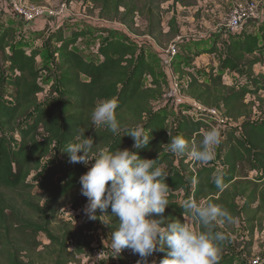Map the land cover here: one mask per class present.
<instances>
[{
    "label": "trees",
    "instance_id": "16d2710c",
    "mask_svg": "<svg viewBox=\"0 0 264 264\" xmlns=\"http://www.w3.org/2000/svg\"><path fill=\"white\" fill-rule=\"evenodd\" d=\"M86 1L98 10V18L108 23L100 24L103 38L88 58L78 46L86 36L96 38L83 31L93 28L89 23L54 19L39 30L43 35L39 33L28 41L17 32L24 23L18 17L19 25L15 19L6 22L8 13L0 5V264H81L91 250L94 234L99 231L111 237L118 227L115 217H104L108 223H102L100 219L89 220L84 212L78 225L59 219L61 212L83 211L87 203L80 192L79 177L88 168L69 163L63 151L75 142L79 128L88 129L85 137H93L99 148L129 149L142 159L158 160L170 188L164 219L186 224L189 215H182L183 203L193 198L197 203L211 202L227 210L232 219H224L215 231L222 232L221 227L232 232L238 221L251 237L255 231H263L264 75L256 74L255 67L264 65V1L263 19L258 24L248 25L238 34L220 33L222 41L215 36L194 43L180 40L177 54L170 60L181 94L221 111L228 121L207 165L164 147L179 135L189 148H198L203 130L208 129L201 119H191L189 106L174 110L162 103L170 82L166 74L160 75L156 60L148 55L152 49L160 56L155 45L140 40L143 34H134L142 36L137 37L112 24L133 28L139 19L154 40L159 24L156 10L165 2L173 6L185 0ZM167 32L173 35L172 41L180 36L175 15L168 22ZM43 37L45 48L40 49L35 43ZM188 54L194 58L213 56L218 66L208 68L206 78H199L184 61ZM46 89L47 99L42 104L39 96ZM113 98L118 101L116 116L120 124L115 134L91 122L96 104ZM136 125H142L152 137L147 147L132 148L127 131ZM48 159L52 160L44 167ZM32 174L38 175L36 181H29ZM216 176L223 179V191L213 182ZM96 215L111 216V212L97 210ZM149 218L161 219L156 214ZM192 221L197 232L204 230ZM41 234L48 241L46 245L37 239ZM101 252L106 260L98 264H108L112 255ZM122 252L117 264H137L141 260L129 249ZM164 255L155 252L146 264H159ZM218 255L219 264H236L238 259L226 239L219 242ZM259 264H264V257Z\"/></svg>",
    "mask_w": 264,
    "mask_h": 264
},
{
    "label": "clouds",
    "instance_id": "9594fccd",
    "mask_svg": "<svg viewBox=\"0 0 264 264\" xmlns=\"http://www.w3.org/2000/svg\"><path fill=\"white\" fill-rule=\"evenodd\" d=\"M117 107L118 101L114 98L99 101L91 112L94 127L117 133L120 129ZM86 131L79 128L75 142L67 144L63 151L68 154L69 163L88 168L79 177L81 195L87 198L84 214L92 221L104 217H115L118 221L109 243L115 255L129 249L141 258L137 264H146L155 252H164L159 264H219V242L227 237L214 229L224 219H232L227 210L211 202L185 200L182 215L188 214L204 229L199 232L180 220L164 219L170 188L165 183L167 176L157 166L158 160L142 159L129 149L99 148L93 137H85ZM127 136L133 141V149L147 147L152 139L142 125L128 129ZM220 142V131L211 128L203 130L198 148H189L188 142L179 135L164 147L177 156L187 155L188 159L207 165ZM213 182L223 191L221 176L214 177ZM109 209L111 216L96 215L97 210L107 213ZM152 214L161 219H150Z\"/></svg>",
    "mask_w": 264,
    "mask_h": 264
},
{
    "label": "rangeland",
    "instance_id": "374dc122",
    "mask_svg": "<svg viewBox=\"0 0 264 264\" xmlns=\"http://www.w3.org/2000/svg\"><path fill=\"white\" fill-rule=\"evenodd\" d=\"M23 1V0H22ZM245 1H255L258 3H262L264 0H185L183 3H179L177 5H173L171 2H165L160 5V7L155 12V18L157 20L159 19V24L157 26V33L154 34L153 42L156 46H158L160 49L165 48L167 45H169L174 38L173 35H170L168 31V22L170 18L175 15L176 18V26L178 30V34L180 35L178 38L188 39L190 41L196 42V39L201 38H209L212 36H215V38H220L219 41H222L223 37H221L220 33H227L225 30V25L227 23L228 15L230 11L232 10L233 6L237 3L245 2ZM28 4L33 5H41L46 8H49L51 10L58 11L63 5L66 9V15L64 19L62 20V23L64 20H70L75 19V21L82 24L83 23H89V25H92L93 28H83V31L86 33V31L92 33L95 35L96 38L90 39L87 36L85 38H82V40L79 42V52L86 58L91 57V54L94 53V49L98 44V41L101 40L102 30H98L100 24H108L106 21H102L98 18V10L95 9L94 5L86 0H74L72 2H66L65 0H26L24 1ZM3 5V4H2ZM5 5V4H4ZM2 9V7H1ZM5 13L11 12L8 5H6V10H4ZM1 14V11H0ZM8 19L10 18L9 14H6L5 16ZM52 19L51 21H53ZM59 20V19H57ZM60 20V21H61ZM11 20H6V22H9ZM40 21V20H37ZM47 21V20H45ZM113 26H119L125 29L126 31H129L132 35L134 34H143V37H148L147 29L144 24V22H140L139 19H136V23L131 27H124L123 25L118 24V22L112 23ZM17 25H19V22H17ZM26 27L31 26L30 24H24ZM25 26L17 27V32L19 34V37L27 39L28 41L34 40L37 37V34H42L43 32H33L29 31ZM111 26V27H113ZM78 29H80V26H78ZM71 31V30H70ZM47 34V33H45ZM137 36V35H134ZM137 36V37H142ZM45 38L39 42H36L38 44V47L40 49L45 48ZM169 43V44H168ZM166 45V46H165ZM148 52L149 57L155 59L157 65V69L160 73L166 74L170 79L178 77L176 73L170 68L169 66H166L164 64V61H162L161 58H159V55H156L155 52H153L152 49ZM191 53V52H190ZM179 55H183L179 51ZM188 54L186 60L184 61L189 65L190 68L195 67L192 63L194 62V57H189ZM201 56V55H200ZM208 55L204 56L205 63L203 65H200L199 70H191V73H195L197 77L206 78L208 74L205 72V69L207 67H211L209 69H213L214 60H210L207 58ZM208 59V60H206ZM43 61V60H42ZM158 62V64H157ZM49 63H52V60L49 61ZM264 67V66H263ZM262 66H258L255 68V73L263 75L264 68ZM194 69V68H193ZM227 79V78H226ZM231 81V78H229ZM228 83L227 81H225ZM48 85L49 84H44ZM167 91V90H166ZM165 91V92H166ZM48 90L46 89L44 93H42L39 96L40 103H45L47 99ZM184 100L182 105L189 106L186 102H188V98L183 96ZM185 112V111H184ZM259 115H255V117H258ZM220 131V134H223V130L216 128ZM52 159L46 160L44 162V167L47 165L49 161ZM38 175L32 174L29 178V181H36ZM37 192V191H35ZM81 216L74 215L73 212L69 210H65L60 213L59 219L68 221L69 223L78 225L80 222ZM102 223H105L104 218H102ZM186 224L191 226L193 230L196 231L195 224L193 223L192 219L187 217L186 218ZM220 230L226 235V242L232 252L238 256L236 264H251L252 260L259 258L262 259L264 257V230L261 232L255 231L253 234V237L250 236V234H247V229L244 228L243 224L238 221L235 225V229L232 232L225 231L223 228L219 227ZM94 238V242L92 244L94 250H105L106 246H109L111 237H104L99 231L96 232ZM38 241L41 243V245H46L48 243L46 237L44 235L38 236ZM40 249V248H39ZM126 256H124L125 258ZM104 261L106 258L103 259Z\"/></svg>",
    "mask_w": 264,
    "mask_h": 264
},
{
    "label": "built area",
    "instance_id": "2783aa9c",
    "mask_svg": "<svg viewBox=\"0 0 264 264\" xmlns=\"http://www.w3.org/2000/svg\"><path fill=\"white\" fill-rule=\"evenodd\" d=\"M3 4V5H2ZM5 4V5H4ZM0 5L6 10V5L9 6L11 13L16 15L24 24L32 25L37 20H52V19H64L66 15V9L64 5L58 9V11L51 10L41 5H32L25 3L22 0H0ZM263 19L262 3L255 1H245L237 3L230 11L225 25V30L229 34H238L243 32L248 25L258 24ZM62 21V20H61ZM140 40L146 42H153L149 37H142ZM178 37L175 38L165 48L160 49L155 44V48L161 56L162 61L166 66L170 65V60L177 54L176 44L180 41ZM180 83L176 78H171L170 86L163 95L162 103L167 105L171 109L177 110L182 106L184 95L180 92ZM189 105V111L187 112L191 119L199 118L207 129L219 128L224 129L225 125H228V121L223 117L222 112L216 109L206 108L200 103L188 99L186 102ZM185 113V112H184ZM214 156V154H213ZM212 156V158H213ZM74 215L81 216L83 211L81 209L73 212ZM107 253L112 255V259L108 261V264H117V257L122 255V251L115 255L110 246H106ZM104 254L101 250H94L93 246L91 250L85 254L81 259V264H98L103 258ZM251 264H259V258L252 260Z\"/></svg>",
    "mask_w": 264,
    "mask_h": 264
},
{
    "label": "crops",
    "instance_id": "0c3cea01",
    "mask_svg": "<svg viewBox=\"0 0 264 264\" xmlns=\"http://www.w3.org/2000/svg\"><path fill=\"white\" fill-rule=\"evenodd\" d=\"M8 14L10 15V18L11 19L6 18V20H13V19H15L16 22H19L20 23V21L18 20V18H17L16 15H14L11 12H9ZM52 22L53 21L40 20V21H35L30 27H26V26L25 27L28 28L29 31L38 32L39 30L45 29V27L49 26V24L51 25ZM41 40H36V42H39ZM35 46L38 47V44L35 43ZM204 56H206V55H201V56H198V57L195 58L194 62L192 63L195 66V67H193L194 68L193 70H199L200 65H203L205 63ZM207 58L210 59V60H214L215 61L214 64H213V67H217L218 66L217 60H215V58L213 56L212 57H209L208 56ZM208 59H206V60H208ZM40 61L42 62V59H40ZM258 66H256V67H258ZM261 66L263 67L264 65H261ZM208 68H210V67H207L205 69L206 72L208 71ZM168 81L171 83V79L169 77H168Z\"/></svg>",
    "mask_w": 264,
    "mask_h": 264
}]
</instances>
